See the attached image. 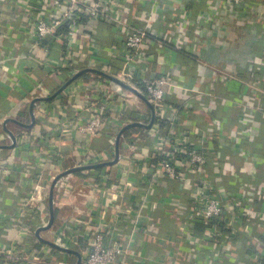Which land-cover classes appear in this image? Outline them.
I'll return each mask as SVG.
<instances>
[{"label":"crops","instance_id":"crops-1","mask_svg":"<svg viewBox=\"0 0 264 264\" xmlns=\"http://www.w3.org/2000/svg\"><path fill=\"white\" fill-rule=\"evenodd\" d=\"M20 1L0 0V59H2V63L0 62V146L12 143L9 130L17 136L14 147L0 148V160L9 162L6 166L0 167L1 213L10 212L11 209L17 207L29 189L30 179L33 180L43 173V178L49 180L58 172H64L77 166L78 159L72 139L59 135L58 139L56 138L57 145L53 147L44 140L42 141V137L47 132L56 131L63 120L87 123L90 116L89 111L79 109L73 104L77 101V94L79 99L83 98L93 79L102 78L103 80L105 78L101 73L90 70L63 88L66 82L75 76L78 69H84L87 65L57 66L52 63L48 58L58 59L62 55L61 51L64 46L68 45H66L67 40L56 39L55 43H50L48 50H45L42 43L41 46H35L29 31L23 27L27 22V17L20 14L22 8ZM256 1L264 3V0ZM138 2L139 0H136L135 6L142 4V8L153 12L155 8L153 0ZM196 7L197 5L194 7L197 10ZM169 8H173V5L157 7L154 13H161ZM124 17L136 23L133 19V12L125 14ZM137 17L140 18L141 13L136 16V19ZM144 19L156 28L161 24L157 15ZM258 26L259 22L256 24L255 19L232 20L225 24L220 34L216 36L212 35L210 27H207L200 38L195 39L194 37L197 36L195 34L187 35V40L192 43V54L182 51L176 56V53H172L171 60L167 55L159 58V62L153 46L148 44L145 47L148 53L147 63L136 70L138 77H154L159 75L162 67L164 68L165 63H168L167 68H170L174 74H180L185 78L186 86L190 90L185 92L182 88L170 87L169 101L181 107L186 106L188 101L191 103L189 117L184 122L182 121L180 126L186 129L193 128L194 132L190 138L195 147L205 156V163L200 166L202 178L219 185L225 196L232 197L236 193L244 197L246 195L248 216L252 225L250 232L244 229L241 219L234 218L233 220L232 228L235 230V235H232V228H221L222 223L218 222L220 230L224 232L222 239L228 241L229 245L241 254V258L234 257L231 260L228 258L223 261H213L211 264H250L251 260L258 256L264 264V196L252 194L257 185H264V168H261L263 158L261 156L249 157L246 151L240 152L239 149H233L226 143L219 144L220 138L227 140L245 126L251 133V139L247 142L250 149L256 150L258 155L264 152V120H259L260 115H258L257 122H244L240 119L242 113L250 116L249 107L261 100L248 97L247 105H234L228 108L231 104V96L243 89L244 82L246 83L250 78H256L259 87L264 88V74L257 70L261 68L262 63H256L255 71L251 70V67H246L257 48L264 50V42H256ZM115 31V27L101 23L96 34V43L102 46L101 52L99 51L97 55L96 68L113 75L124 71V63L119 56L121 42L116 37ZM175 31L176 26H173L172 35L169 38L173 37ZM71 40L72 46L75 45L74 48L80 51L89 52L90 49H95L91 47V39L83 34L79 33ZM4 61L7 63V69L2 67ZM20 72L23 73L20 75ZM17 78H19V83L15 84ZM42 82L52 89L54 96L46 100L45 108L34 106V124L30 127L24 126L21 123L30 124L33 121L28 94L36 88L37 83ZM198 89H201V93ZM127 103L126 114L129 118L135 119L139 113L148 116V119L145 120V125L132 126L124 132L120 139L119 161L127 160L135 153L143 157L146 164V161L150 160L147 166L154 169L158 162L155 157L157 151L154 149L151 127L146 126L152 121V108L136 94L132 95ZM153 124L160 126L161 132L165 128V122L158 117H155ZM113 130V125L107 123L102 134L93 137L90 146L91 154L94 156L93 164L109 162L115 158L112 152L113 147L116 149V143L111 136L114 134ZM23 134L27 135L23 136ZM21 137L26 141L24 146L19 143ZM118 164L119 162L93 168H79L70 172L72 197L74 199L79 197L81 201L83 196L78 195L79 191L89 190L94 182L109 186L115 180ZM236 173H242V175L235 177ZM152 179L149 177L146 181L140 180L136 190L126 192L118 201L124 207L123 209L131 208L133 215L137 213L134 209L140 206L144 188L148 190L147 197L151 201L141 213L146 221L148 212L145 209H151L152 217L148 223L151 229L138 234L136 240L129 244L130 257L126 264H195L198 258H195L193 251L194 242L183 239L182 224H179L181 219L179 212L189 203L188 188L182 184L178 185L165 176L153 179L158 186L152 188L150 186ZM241 184L245 186L241 187ZM163 188L168 189L166 191L171 198L176 199L180 195L182 197L180 203L177 204V200L176 202L170 201L164 206L160 194ZM54 198L52 226L61 227L71 216L88 218L85 212L78 215L75 202L72 198H64L62 190L58 187H55ZM82 205L88 211H92L95 221L100 225L105 222L113 223L116 219L115 214L117 213L106 208L104 200L93 198L92 202L87 204L88 206ZM197 228L199 236L203 237L204 223H199ZM131 229V227H125L127 233L131 232ZM0 230V243H8L15 236V229L1 227ZM82 239L83 237L80 236L69 240V249L81 253ZM202 239H206L202 244L200 243L203 251H208L215 243L208 238ZM241 239L244 244L240 246L238 241ZM123 241L127 245L129 240L123 236ZM237 245L239 247H236ZM54 247L57 250L47 264L77 263L78 254L76 252Z\"/></svg>","mask_w":264,"mask_h":264},{"label":"built area","instance_id":"built-area-1","mask_svg":"<svg viewBox=\"0 0 264 264\" xmlns=\"http://www.w3.org/2000/svg\"><path fill=\"white\" fill-rule=\"evenodd\" d=\"M135 2L136 0L20 1L22 7L20 14L27 17V22L23 27L29 31L35 46H41L42 43L45 50H48L50 43H55L56 39L67 40L66 45H68L64 46L61 51L62 55L58 59L48 58L57 66L85 64L87 66L84 68H96L97 55L102 50V46L96 43L99 25L107 23L111 27H115L116 37L121 42L119 56L124 63V71L115 76L134 86L151 100L155 107L156 118L158 117L162 122H165V128L162 132L158 125L153 124L150 128V133L154 138V149L157 151L155 157L158 160L154 169L147 166L150 160H147L146 164L145 159L135 155V153L124 161H119V158L115 180L109 186L94 182L89 190H80L78 195L83 196L81 201L78 196L75 199L72 197L70 173L57 180L55 187L62 190L63 197L72 198L78 215L85 212L88 218L71 216L61 227L50 226L47 228L51 215L48 203L50 188L56 176L62 172L53 175L50 178L51 181L44 179L43 173L37 175L33 180L30 179L29 189L17 207L7 213L0 212V228L15 229V236L10 242L0 243V264H47L57 249L54 245L41 240L40 237L52 241L63 250H67L70 247L69 240L80 236L83 237L81 264H126L130 257L129 244L136 240L138 234L151 229L148 226L150 217H152L151 209H145L148 212V220L145 221L141 215L142 210L151 201L147 197L148 190L144 188L140 206L134 209L137 213L133 215L131 208L123 209L124 207L118 202L119 198L126 192L136 190L140 180L146 181L149 177L156 179L160 176H165L178 185L182 184L188 188L189 203H187L186 208L183 207L179 212L181 217L179 224H182L183 239L186 238L192 243L194 242L193 251L195 258H198L195 264H211L213 261H223L228 258L231 260L234 257L241 258V254L234 250L225 239L219 240L218 243L213 242L214 244L208 251H203L200 248L203 240H206L202 238L212 240L224 233L219 227L221 223L222 227L232 228L234 218L241 219L246 231H249L252 225L248 216L246 195L244 197V195L236 193L232 197L225 196L219 185L201 176L200 166L205 163V156L201 150L195 147L190 138L194 132L193 128L186 129V127L180 126L181 122L189 117L191 103L188 101L186 106L181 107L169 101L170 87L182 88L185 92L190 90L186 86L185 78L180 74H174L170 68H167L168 63H165L161 73L154 77H138L136 70L139 66L147 63L146 45L153 46L158 62L159 58L167 55L171 60L170 55L176 53L177 56L180 50L192 54V43L187 40L188 34L197 35L194 37L197 39L206 30L205 28L210 27L212 35L216 36L220 34L222 27L232 20L250 21L255 19L256 24L259 22L256 42L263 43L264 3L256 0H153L155 8L173 5V8L156 14L154 13L156 12L155 8H153V12L145 10L142 8V4L135 6ZM139 2L141 3L142 0ZM190 3L200 7L196 10L190 6ZM131 12H133V19L136 21L135 24L130 18L124 19L125 14ZM139 13H141V17L136 19ZM153 15L160 18L161 24L157 28L153 24L149 25V21L144 19ZM173 26H176V31L173 37L169 38L172 35ZM79 33L91 39V47L95 48L94 50L90 49L89 52H83L74 48L75 45L72 46V37ZM260 51L258 48L254 51L246 66L247 68L251 67V70H254L256 63L264 64V50ZM0 62L2 63V59ZM2 67L8 68L5 61ZM22 73L20 72V75ZM18 83L19 78L15 81V84ZM35 87L28 94V99L31 102L36 98H48L53 95L52 89L43 82L37 83ZM198 90L201 93V89ZM134 94L136 93L132 90L106 76L103 80L102 78L93 79L83 98L79 99L77 94V101L73 104L79 109L89 111V121L85 123L63 120L57 130L47 132L42 137V141L44 140L45 143L56 147L57 136L72 139L75 155L78 159L77 166L93 164L92 158L94 156L90 151L91 141L94 136L102 134L107 123L113 125L114 134L111 136L114 143H116L117 136L125 125L135 121L146 123L145 120L148 119V116L137 113L136 118L132 119L126 114L127 101ZM248 97L259 98L261 101L249 107L250 116L242 113L240 119L244 122H257L258 115H260L259 120H264V88H260L254 78L244 82L243 89L231 96V104L228 105V108L234 105H247ZM36 106L37 108H45L47 106L46 99L36 101ZM26 135L23 134V136ZM250 138V130L244 126L231 138L220 140L219 144L226 143L233 149H239L240 152L246 151L249 157L261 156L263 158L261 168H264V152L258 155L256 150L245 145V139L250 140ZM19 143L24 146L26 141L21 137ZM112 152L116 153L114 147ZM7 164L9 162L0 160L1 168ZM241 175L242 173H236L235 177ZM153 179L150 186L155 188L158 184ZM244 186L241 184V187ZM166 190L168 191V189L163 188L160 192L163 205L166 206L170 201L176 202V200L179 204L182 197L179 195L176 199L171 198ZM245 190L248 191L249 189ZM253 190L254 196H264V185H257L256 189ZM93 198L104 200L106 208L117 213L113 223L98 224L91 213L92 211H88L82 205H89ZM201 222L205 225L203 237L199 236L197 228ZM126 226L132 228L131 232L125 231ZM38 230H40V237L37 235ZM233 234L235 235L234 229ZM123 236L129 240L127 245L124 244ZM238 244L240 246L244 244L243 239L239 240ZM250 264H263V261L258 256L257 258L254 257Z\"/></svg>","mask_w":264,"mask_h":264},{"label":"water","instance_id":"water-1","mask_svg":"<svg viewBox=\"0 0 264 264\" xmlns=\"http://www.w3.org/2000/svg\"><path fill=\"white\" fill-rule=\"evenodd\" d=\"M90 70L97 71V72L101 73L102 75H104V76H106V77H108V78L114 80L115 82L121 84V85L124 86L125 88H128V89L132 90V91L135 92L138 96H140L142 99H144V100L149 104V106L152 108V111H153V118H152L151 123H149L148 125L146 124L147 127H151V125H152V123L154 122V119H155V117H156L154 104H153V103L151 102V100H150V99H149L144 93H142L140 90H138V89L135 88L134 86L128 84L127 82H124V81L121 80L119 77H117V76H115V75H113V74H110V73H108V72H106V71H103V70H101V69H97V68H84V69H81V70L77 71V73L75 74V76H74L73 78H71L69 81H67L66 84L63 86V88H64L66 85H68L72 80H74V79L77 78L78 76H80V75H82L83 73H85V72H87V71H90ZM52 96H54V94H53ZM52 96H50V97H48V98H36V99L32 100V102H31V112H32V116H33V121H32V123H30V124H25V123H21V124H23L24 126H28V127L32 126V125L34 124V120H35V118H34V106H35L36 101H38V100H40V99H46V100H48V99H50ZM7 121H8V120H7ZM136 125H141V126H142V125H145V124H143V123H141V122H138V121H135V122H131V123L125 125V126L121 129V131L119 132V134H118V136H117V139H116V153H115V158H114L112 161H109V162H102L101 164H89V165L76 166V167H74V168H71V169L65 170L64 172H62V173H60V174H58V175L56 176V178H55L54 181L52 182V185H51V188H50L49 204H50L51 217H50V223H49V225H48L47 228H49L50 226H52L53 221H54V194H55V185H56L57 180H58L61 176L65 175V174H67V173L73 172V171H75V170H77V169H79V168H80V169H81V168H93V167H97V166L104 165V164H114V163H116V162L119 160V158H120V139H121V136L124 134V132H125L128 128H130V127H132V126H136ZM9 134H10V136L12 137V140H13L12 143H11V144H8V145H2V146H0V148H2V147H14V146L16 145V142H17V136H16L12 131H10V130H9ZM37 235L40 237V230L37 231ZM40 239L43 240L44 242H47V243H50V244L56 246L55 243H53L52 241H50V240H48V239H45V238H42V237H40ZM67 250H71V251L76 252V253L78 254V261H77L76 264H81V259H82V255H81V253H80L79 251H77V250H72V249H69V248H68Z\"/></svg>","mask_w":264,"mask_h":264},{"label":"trees","instance_id":"trees-1","mask_svg":"<svg viewBox=\"0 0 264 264\" xmlns=\"http://www.w3.org/2000/svg\"><path fill=\"white\" fill-rule=\"evenodd\" d=\"M192 4H193V3H192ZM190 6H191L192 8H194V7L196 6V4H193V5L190 4ZM199 7H200V6L197 5L196 8H199ZM102 44H104V43L102 42ZM260 50H261L260 52L263 51L262 49H260ZM182 51H183V50H180L179 52H182ZM178 58H179V57H178ZM259 63H260V62H259ZM257 70L260 71L261 74L264 73V64H262L261 68H260V69H257ZM253 71H255V69H254ZM254 79H256V78H254ZM263 85H264V83H263ZM222 228H223V227H222ZM222 235H223V234H222ZM222 235H220L218 238L212 239V242L218 243L219 240H221V239L223 238Z\"/></svg>","mask_w":264,"mask_h":264},{"label":"rangeland","instance_id":"rangeland-1","mask_svg":"<svg viewBox=\"0 0 264 264\" xmlns=\"http://www.w3.org/2000/svg\"><path fill=\"white\" fill-rule=\"evenodd\" d=\"M220 137H222V136H220ZM248 139V138H247ZM251 139V138H250ZM220 140H222V138H220ZM247 142H248V140H246L245 139V145H246V147H249V145L247 144Z\"/></svg>","mask_w":264,"mask_h":264}]
</instances>
